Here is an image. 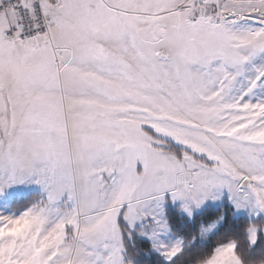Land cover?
Returning <instances> with one entry per match:
<instances>
[{"label": "snow or ice", "instance_id": "snow-or-ice-1", "mask_svg": "<svg viewBox=\"0 0 264 264\" xmlns=\"http://www.w3.org/2000/svg\"><path fill=\"white\" fill-rule=\"evenodd\" d=\"M0 264H264V0H0Z\"/></svg>", "mask_w": 264, "mask_h": 264}, {"label": "trees", "instance_id": "trees-1", "mask_svg": "<svg viewBox=\"0 0 264 264\" xmlns=\"http://www.w3.org/2000/svg\"><path fill=\"white\" fill-rule=\"evenodd\" d=\"M208 211H209L210 214H214V210L209 209Z\"/></svg>", "mask_w": 264, "mask_h": 264}]
</instances>
